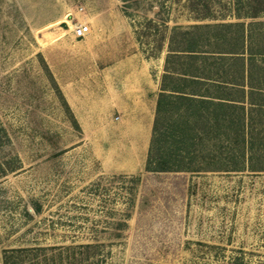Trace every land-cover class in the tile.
Returning a JSON list of instances; mask_svg holds the SVG:
<instances>
[{
	"label": "rangeland",
	"instance_id": "1",
	"mask_svg": "<svg viewBox=\"0 0 264 264\" xmlns=\"http://www.w3.org/2000/svg\"><path fill=\"white\" fill-rule=\"evenodd\" d=\"M207 1L216 18L189 0H0V264L58 245L72 264H264V111L243 169H144L164 24L252 21L264 39V0L239 18Z\"/></svg>",
	"mask_w": 264,
	"mask_h": 264
},
{
	"label": "trees",
	"instance_id": "2",
	"mask_svg": "<svg viewBox=\"0 0 264 264\" xmlns=\"http://www.w3.org/2000/svg\"><path fill=\"white\" fill-rule=\"evenodd\" d=\"M122 1L127 5L133 0ZM243 2L232 0L227 6L234 17L258 15L256 4ZM189 5L198 20L216 18L207 0H189ZM224 7L222 4L219 15L225 13ZM252 23L247 21L245 26L243 20H223L184 26L164 24L168 28L166 52L155 96L145 170L243 169L240 155L245 148L253 149L258 136L260 119L254 113L264 111V66L253 60L256 54L264 56V39L253 35ZM255 77L257 85L252 83ZM3 135L6 136L4 130ZM6 169L0 162V171ZM37 247L28 250L36 251ZM57 249L49 256H64L72 264L74 251L64 250L63 245ZM34 253L17 264H40L49 257Z\"/></svg>",
	"mask_w": 264,
	"mask_h": 264
},
{
	"label": "built area",
	"instance_id": "3",
	"mask_svg": "<svg viewBox=\"0 0 264 264\" xmlns=\"http://www.w3.org/2000/svg\"><path fill=\"white\" fill-rule=\"evenodd\" d=\"M70 30L74 36H81L88 30V26L82 23H74Z\"/></svg>",
	"mask_w": 264,
	"mask_h": 264
}]
</instances>
